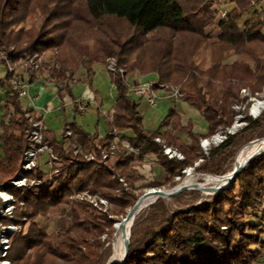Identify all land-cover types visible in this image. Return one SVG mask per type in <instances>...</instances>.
<instances>
[{
	"label": "trees",
	"instance_id": "trees-1",
	"mask_svg": "<svg viewBox=\"0 0 264 264\" xmlns=\"http://www.w3.org/2000/svg\"><path fill=\"white\" fill-rule=\"evenodd\" d=\"M231 1L234 7L225 9L227 18L222 20L221 6L211 0H0L2 63L50 54L49 77L65 85L59 87L60 94H71L76 72L83 67L89 75L94 63L107 67L115 61L125 76L110 74L116 101L107 134L100 138L76 122L65 126L61 139L45 132V142L58 156L59 173L45 189H18L10 182L21 171L26 131L35 116L18 100L7 73L10 92L0 136V190L11 194L16 203L12 217H0V224L22 229L10 237L7 259L12 264H101L105 248L101 236L112 237L115 217L125 218L139 199L137 183L145 179L135 167L146 155H154L164 172L163 180H153L146 188L161 189L175 186L176 178L185 176L183 170L195 167L200 159L195 167L198 172L224 175L238 149L256 138L264 120L245 118L246 127L239 133L212 147L207 156L201 152L202 140L233 125V106L241 101L242 89L253 94L264 90V11L254 9L264 0ZM248 14L240 27L239 21ZM112 20L124 22L133 32L124 35ZM210 27L219 30L213 42L206 32ZM183 37L192 41L181 51ZM232 57L236 60L229 62ZM135 73L155 75L159 84L181 86L183 100L200 112L208 134L202 138L193 133L192 123L183 125L175 109L158 130H146L126 82ZM114 130L138 150V158L118 143L116 153L104 163L102 152L109 153ZM68 131L73 138L66 137ZM127 131L134 136L126 137ZM183 131L192 138L188 146L174 136ZM158 138L176 148L183 160L164 155ZM76 149L82 153L75 155ZM85 155L94 159L87 160ZM84 193L108 200L119 211L102 212L75 199ZM41 218H57L53 235L42 231ZM263 252L264 154L250 162L230 190L212 202L172 212L165 201L158 200L147 217L132 226L125 264H256ZM124 255L125 251L118 264Z\"/></svg>",
	"mask_w": 264,
	"mask_h": 264
},
{
	"label": "rangeland",
	"instance_id": "rangeland-1",
	"mask_svg": "<svg viewBox=\"0 0 264 264\" xmlns=\"http://www.w3.org/2000/svg\"><path fill=\"white\" fill-rule=\"evenodd\" d=\"M223 2L225 3L224 0L222 1V3ZM258 6H260V7H258ZM230 8L231 7H226L225 6L226 10H229ZM254 9H258V10H263L264 11V3L263 4H261V3L260 4H256ZM249 16H250L249 14L245 15L239 21L240 27H243L244 22L248 19ZM13 19H14L15 23H17V16L16 15L13 16ZM263 23H264V20H263ZM111 24H113V26L117 29V31H121L122 33H124V35L125 34L126 35L127 34H131L133 32V30L131 28H129L127 26V24H125L124 22L112 20ZM206 32L211 35V42L215 41L217 39L218 35H219V30L216 27H210V28H208L206 30ZM263 33H264V29H263ZM191 41H192V38H190V37L189 38H187V37L184 38L183 37V39L181 40V45H179V47H181V51H183V48L184 49L188 48L190 46ZM178 44L179 43H177V46H178ZM180 53H182V52H180ZM50 56H51L50 54H46V55H42V56L38 55V57H37V55L33 56V58H36L38 60L39 71H40L41 68H45L43 72H46L48 75H49V72H48L47 68H50L51 63H52L51 60H50ZM235 60H236V57H232L229 60V62H234ZM111 62H114V64H115V61H111ZM93 69H94V72L96 74V77L94 78V81H93V87L95 88L97 86L96 88L99 89L101 91V93L103 94V97H104V100H105V106H104L102 112L105 115H107V113L113 108V105H114V102H115V98H116V88H115V86L113 85V83L111 81V78L109 76V72L107 70V67L104 68L102 64H98L97 63L93 67ZM81 73L85 76L86 75V69L83 68V67L80 68L76 72V75L81 74ZM137 75L138 76H135V77L134 76H128L126 78V82L128 83L129 87H133L135 85V83H146V82H150L152 80H154V81L158 80L155 77V75H145L143 78L141 77L142 79H140V77H139L140 75L138 73H137ZM84 80L85 79L82 78L80 81L76 82L75 85H73V90H74L73 91V98H75V100H79L80 97L83 96L84 90L87 88V82H85ZM160 85H166V86H170V87H174V88H179L180 91L182 90L181 86H174L172 84H160ZM160 85H159V82H158V87ZM158 90H159V88H158ZM242 90H245V93H243ZM242 90H241V97H240L241 101L239 103H236L233 106V109H234V111L236 113V117L234 119V123H233V125L231 127H229V129H232L235 126L237 128V130H236L237 132L236 133H239L244 127H246L245 118H251L253 120H256V119L264 120V110H263V112H261V115L259 117H257V118H253L251 116L252 106L257 101H260V100L264 101V90L261 93H258V94H253L249 89H246V88L242 89ZM167 96H168V94H166L164 91H158L157 105L156 106H150L144 98H141L137 94L131 93V98L138 105V109L140 111V114L143 117V126H144V128L146 130H148V131H156L160 127L161 123L165 120L166 115L168 114L169 110L170 109H175L177 106H179V105H176L174 100L168 99ZM182 99H183V97H182ZM2 101H3L2 93L0 92V123L3 120V115L5 113V102H2ZM66 109H67L66 110V114H68L70 119H72L73 121L76 120V123L79 126L83 127L87 132H89L91 134H96L97 133V131H96L97 129L96 128H97V125H98V112H97L98 109H97V105L96 104L91 103L90 108L83 115L80 114L79 112H75L74 111V107L72 105L68 106ZM32 117H34V116H32ZM52 117L55 120V122L57 123V121H58L57 117L55 115H53ZM34 119L36 120L37 118L34 117ZM35 120H32V121H35ZM101 120L102 121H101V123L99 124L98 127L100 129L99 130V135L103 137V136H105L107 134V130H106L107 124H106V119L105 118L102 117ZM193 123L195 125H197L199 127V129L202 128V127H205L204 132L205 133L207 132L206 122L204 120L196 117V118H193ZM53 128L57 132L56 133L57 137L61 138L62 134H63V131H64V127L62 125L54 124ZM226 129H228V128L220 129L219 132L220 131H225ZM125 136L128 137V138H131V137L134 136V133L132 131H129V132H127L125 134ZM261 138H264V124H263L262 128L256 132V138L254 140L250 141L249 143L243 145L242 147H240L238 149V151L236 152V154L233 157V159L227 165V170H226L225 174H228L230 176L232 165L236 162V160L238 158V155L241 152V150L248 144H249L248 146H251V145H256V144L260 143L261 141H259L258 139H261ZM44 139H45V135H44ZM169 148H171L173 150H176L178 153H180L174 147H169ZM0 152H1V148H0ZM201 152H202L203 155H206L203 147H202V151ZM45 160H47V156H45L44 158L41 159V170L44 173H48L50 171V169H49L48 166L45 165ZM202 161H203V159H202ZM199 163H200V161H199ZM136 167H139V166H136ZM195 167H196V165H195ZM195 167H192V168H194V170L192 169L190 172H188V174H184L185 176L183 177V179L181 181L176 180L175 182H178V183L175 186L170 184V185H168V186H166L164 188H161V189L162 190H167V191L172 190L173 188L177 187L180 183H183L187 179V177H188V175L190 173L194 174L191 177V181L194 180L198 184H203V183H205V181L207 179L211 178V177H208V176H218V177H220V175L200 173V172H198L195 169ZM158 170L159 169L157 168L156 172H155V170H151L149 172L150 173L149 179L146 180V183L139 182V184H137L138 187H139V191L137 192L138 195H139V198L142 197L150 189H158V188H150V189L146 188V185L148 183L152 182V178H155V174L158 172ZM161 175H163V174H161ZM161 175H157V179L158 180L161 178ZM231 187H232V185L229 188L225 189V190H230ZM190 188H192V187H190ZM0 191H4V190H0ZM224 191H222V192H224ZM222 192L207 196V195L204 194V192H201V191L186 190V191L182 192L181 194L175 196L176 197L175 200L173 199L174 197H172V198H164V199L162 198V199H159V200L165 201L167 206L169 207V209L172 212L185 211V210L189 209L191 206H198V205H201L203 203L212 202ZM0 203H1V200H0ZM151 206L149 205V206L145 207L135 217V219L128 225L127 232H126L127 236L129 235L130 229L132 228V226H134V224L137 221L143 220V219H145L147 217L149 209H150ZM110 210L111 211H116V212L119 211L118 209L114 208L112 205L109 207L108 212ZM115 219H116L117 222H120V221L123 220V216L122 215H118L117 217H115ZM38 223H39V226L41 227L42 231L45 232L46 234L53 235L56 232V230H57V218H47V219L41 218V219L38 220ZM18 228L20 229L19 231L22 230L20 227H18ZM113 229H114L115 232H114L112 237H109L108 234H104V235L101 236V242L104 243V245H105L104 246L105 248L101 251V256H102L101 264H107L108 259L111 256V244H112V241H113V239L115 237V234H116L115 227H113ZM262 255H264V252H263Z\"/></svg>",
	"mask_w": 264,
	"mask_h": 264
},
{
	"label": "built area",
	"instance_id": "built-area-1",
	"mask_svg": "<svg viewBox=\"0 0 264 264\" xmlns=\"http://www.w3.org/2000/svg\"><path fill=\"white\" fill-rule=\"evenodd\" d=\"M211 1L218 4V0ZM219 16L222 20H225L227 18V11L224 8H220ZM6 67L9 73L8 83L16 92L18 100H21L28 95V84L25 80L24 75H38V60L36 58H33V56H26L14 63L6 61ZM107 69L109 74L112 73L115 75L116 73H119L123 78H125L124 71L117 70L114 62H111L107 66ZM158 91H164L166 94H168L167 97L174 101H179L183 97V94L181 93L179 88H174L166 85H160L158 87V81L154 80L146 83H135L133 87H129L130 94L134 93L140 97L145 98L150 106L157 105ZM242 92L245 93V90H242ZM77 105L78 112L82 115L85 114L90 108V104L85 100L78 101ZM260 115L261 114L255 116L251 111V116L253 118H257ZM236 130L237 128L234 126L232 129L228 128L225 131L218 132L216 135L209 139L202 140L201 146L203 147L206 155L209 154V151L212 147L219 146L227 139L229 135H234L237 132ZM47 131L48 129L42 120L36 119L35 121L31 122L30 128L26 131L28 142L26 151L24 153V163L22 165L21 171L18 173L16 178L10 182L12 186L18 189H24L28 187H38L39 189H45L47 187V182L53 180L54 176L59 173L60 167L58 163V156L55 154L53 148L48 143H46L44 139V134ZM113 136L114 142L109 148V153L105 151L102 152V160L104 161V163L108 160L110 154L114 155L116 153L118 143H122V146L124 147V149H126L127 153L138 155V150L133 149L127 141H122L120 134L116 130L113 131ZM66 137L69 139L73 138V133L71 131H68L66 133ZM156 141L163 144L164 155H166L169 159L176 158L178 160H183V156L180 153L167 147L164 142L161 141V139L158 138L156 139ZM74 153L75 155H77L82 152L80 149H76ZM44 155L47 156L45 165L50 169L48 173H44L42 170L38 172V168H41V158ZM85 158L91 161L94 159V156L85 155ZM200 162H202V159L200 160ZM197 165H199V162L196 163V166ZM192 169L194 170V168H186L183 170V173L188 174V172H190ZM32 174H36V177L31 178L30 176ZM176 180L181 181L180 177H177ZM121 182L123 181L121 180ZM124 188L127 189L126 184H124ZM75 199L87 201L102 212H108L109 207L111 206L108 200L98 195H90L89 193L77 195ZM0 200V217H12L16 203L14 197L6 191H0ZM0 229V264H11V262L7 259L8 251L10 249V237L20 229L14 225L3 226L1 224Z\"/></svg>",
	"mask_w": 264,
	"mask_h": 264
},
{
	"label": "crops",
	"instance_id": "crops-1",
	"mask_svg": "<svg viewBox=\"0 0 264 264\" xmlns=\"http://www.w3.org/2000/svg\"><path fill=\"white\" fill-rule=\"evenodd\" d=\"M222 1L223 0H218V6L219 7L220 6L222 8L224 7V9H225V6L231 7L230 9H232L234 7V4L231 0H224L225 3L224 2L222 3ZM261 4H263V3H261ZM258 7H260V6H258ZM96 64L97 63H94L91 66L89 75L86 74L84 76L82 73L75 75V77L73 78V81L71 82V85H70L71 94H69L67 91H63L60 94L59 87L63 88L65 85H63V86L60 84L58 85L55 81L50 79L49 75L46 72H39L38 75H36V76L35 75H27V74L24 75L25 80L28 84V87H27L28 95L20 100L22 106L25 109L29 110L37 119H40L43 121V123L45 124V126L48 129L47 132L56 134L57 132L53 128L54 124L62 125L65 129V126L67 124H72V123L76 122V120L73 121L72 119H70L69 115L66 114V110H67L66 108L68 106L72 105L74 107V111L77 112L76 105H77L78 101L85 100L90 105H91V103H94L97 105V109H98V111H97L98 112V125L96 128L97 129L96 134L101 138L102 136L99 135L100 129L98 126L102 121L101 120L102 117L105 118L106 124H107L106 130L108 132V120H110L112 117L115 102H114L113 108L107 113V115H105L102 112V110L105 106V100H104L103 94L101 93V91L99 89L96 88L97 86L95 88L93 87V81H94V78L96 77V74L94 72L93 67ZM103 67L106 68L105 65H103ZM7 73L8 72H7L6 64H4L0 61V92L2 93V98H3L2 102H5V106H6V99L8 97L9 92H10L9 86L5 82V79L7 77ZM139 75H140L139 76L140 79H142L144 77V75H141V74H139ZM109 76H110V74H109ZM133 76L135 77L138 75L136 73ZM82 78L85 79L84 80L85 82H87V88L84 90L83 96L80 97L79 100H75V98H73V91H74L73 85H75L76 82L80 81ZM110 78H111V76H110ZM111 81H112V79H111ZM141 98H143V97H141ZM115 101H116V98H115ZM175 103H176V105H179L175 108V110H177L179 112V114L181 115L183 125L186 126L189 122L192 123L193 133L201 136L202 138L205 137L209 132L207 123H206V128H207L206 133L204 132L205 127H202L199 129V127L193 123V118H196V117L204 120V118L202 117L200 112L198 110H196L195 108H193L192 106H190L188 103H186L183 99H181L179 101H175ZM170 110H169V112H170ZM169 112L166 115V118L169 115ZM51 115L52 116L55 115L57 117V119H58L57 123L55 122V120L53 119V117ZM4 117H5V113L3 115V120H4ZM3 120L0 123V136L3 132V128H2ZM161 125H162V123H161ZM161 125H160V127H161ZM165 131H166V129H164V128L161 129L162 133H164ZM127 132H129V131H127ZM127 132H125V134ZM63 133H64V131H63ZM62 136H63V134H62ZM174 136L176 138H178L179 140H181L187 146L190 145L192 142V138L190 137V135H188L184 131L183 132H175ZM61 138H59V139H61ZM0 148H1V144H0ZM0 154H3L2 149H1ZM135 156H136V158L139 157V155H135ZM44 157H45V155L42 158H44ZM157 161H158L157 158L152 154L146 155L143 158L142 163L138 165L139 167L135 168L139 172L140 176L144 177V179H145L144 181H140V182L146 183V180L149 179V175H150L149 172L151 170H155V172H156L157 168L159 170L155 174V178H152V181L158 180L157 175H161V174L164 175V172H163L162 168L159 166V164L157 163ZM163 175H161V178L159 180H163V177H162ZM137 184H139V182ZM137 187H138V185H137ZM256 264H264V255H262L260 257L258 263H256Z\"/></svg>",
	"mask_w": 264,
	"mask_h": 264
},
{
	"label": "bare ground",
	"instance_id": "bare-ground-1",
	"mask_svg": "<svg viewBox=\"0 0 264 264\" xmlns=\"http://www.w3.org/2000/svg\"><path fill=\"white\" fill-rule=\"evenodd\" d=\"M264 110V101H257L253 108H252V113L255 116H258L259 114H261V112H263ZM259 141H261L260 143L256 144V145H251L248 146L246 145L241 152L238 155V158L236 160V162L232 165L231 168V172H230V176L227 178L228 180L226 182L222 183V186H225L226 184L229 183L230 181V177L233 176V173L238 170L244 163L245 161L249 158V156H251L252 154L256 153L257 151L261 150L262 148H264V138L258 139ZM254 142V141H253ZM252 143V142H251ZM250 143V144H251ZM248 146V147H247ZM219 181H220V177L218 178H210L207 179L205 181V183L200 184L199 186L201 188H210V187H217L219 185ZM196 184H198L197 182H195L194 180H189L185 183H180L174 190H178L181 189L182 187H192L190 188V190H193V187L196 186ZM162 191H167V190H162ZM170 191V192H172ZM205 195H213L216 194V192H204ZM159 198V192H148L147 195L145 197H143L140 202H139V210L137 211V213H135V215L130 218L127 221H120L116 223V234L115 237L112 241L111 244V256L108 259L107 264H118V262L120 261V259L122 258L124 251H125V243H126V232H127V227L128 225L135 219V217L147 206H151L152 203H154L157 199ZM132 229V228H131ZM131 229L129 232V236L128 239L131 236ZM127 239V240H128Z\"/></svg>",
	"mask_w": 264,
	"mask_h": 264
},
{
	"label": "water",
	"instance_id": "water-1",
	"mask_svg": "<svg viewBox=\"0 0 264 264\" xmlns=\"http://www.w3.org/2000/svg\"><path fill=\"white\" fill-rule=\"evenodd\" d=\"M264 154V148H262L261 150L257 151L256 153L252 154L251 156H249V158L245 161V163L233 173V176H231L230 181L228 184H226L225 186H222L223 182H226L228 179L227 177L229 176L228 174H225L223 176H220V181H219V185L217 187H210V188H201L199 185L200 184H196V186L193 187V190H197V191H201V192H216V193H220L222 191H224L225 189L229 188L237 179L238 175L249 165L250 162H252L255 158L259 157L260 155ZM176 188V187H175ZM175 188H173L172 190H174ZM162 191V189H150L148 190L142 197H140L137 202L135 203V205L128 211L127 215L125 218H123V221H127L130 218H132L135 213H137V211L139 210V202L140 200L148 193V192H159V199H164V198H172L175 197L179 194H181L182 192L186 191V190H190V188L188 187H182L181 189L175 190V191ZM172 191V192H170ZM157 200L154 202L156 203ZM154 203H152L151 205H153ZM116 228V223L115 226ZM131 237V236H130ZM129 245H130V238L127 240V242L125 243V255L123 257V259L121 260V262L119 264H125V261L127 259L128 253H129Z\"/></svg>",
	"mask_w": 264,
	"mask_h": 264
}]
</instances>
